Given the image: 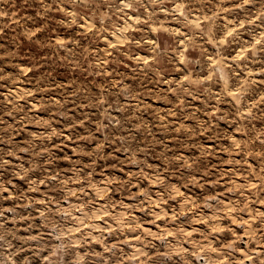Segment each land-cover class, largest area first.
Here are the masks:
<instances>
[{
    "label": "rangeland",
    "instance_id": "obj_1",
    "mask_svg": "<svg viewBox=\"0 0 264 264\" xmlns=\"http://www.w3.org/2000/svg\"><path fill=\"white\" fill-rule=\"evenodd\" d=\"M0 264H264V0H0Z\"/></svg>",
    "mask_w": 264,
    "mask_h": 264
},
{
    "label": "snow or ice",
    "instance_id": "obj_2",
    "mask_svg": "<svg viewBox=\"0 0 264 264\" xmlns=\"http://www.w3.org/2000/svg\"><path fill=\"white\" fill-rule=\"evenodd\" d=\"M245 2H247V0H245Z\"/></svg>",
    "mask_w": 264,
    "mask_h": 264
}]
</instances>
